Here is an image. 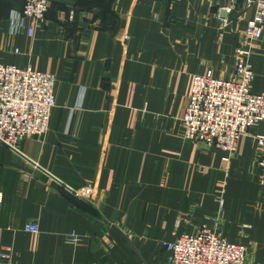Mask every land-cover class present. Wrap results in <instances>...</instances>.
<instances>
[{"label":"crops","instance_id":"obj_1","mask_svg":"<svg viewBox=\"0 0 264 264\" xmlns=\"http://www.w3.org/2000/svg\"><path fill=\"white\" fill-rule=\"evenodd\" d=\"M50 2L31 38L33 20L24 33L12 20L25 0H0V63L56 75L48 133L18 151L0 143V264H166L161 244L202 227L245 245L246 264H264V124L238 139L229 162L182 127L194 77H232L239 47L252 51V93L264 94V38L245 36L254 9ZM32 221L37 236L23 230ZM73 233L78 245L66 240Z\"/></svg>","mask_w":264,"mask_h":264},{"label":"built area","instance_id":"obj_2","mask_svg":"<svg viewBox=\"0 0 264 264\" xmlns=\"http://www.w3.org/2000/svg\"><path fill=\"white\" fill-rule=\"evenodd\" d=\"M238 2L231 0V5L222 8L224 14H231ZM50 3V0H26L23 11L12 15L13 22L19 24L17 28L21 27L18 32L24 33L23 23L31 19L34 26L26 33L32 38L36 27L46 20ZM243 3L254 9L245 36L250 42L261 41L264 38V0H243ZM73 19L74 13H71L70 21ZM223 20L227 21V18ZM15 52L19 53L18 50ZM236 56L232 77L221 79L212 74L194 77L182 117L184 138L226 151V162L230 161L238 139L251 128L264 124V94L251 91L254 80L252 51L248 47H239ZM55 84L56 75L53 73L0 63V143L18 151L25 138L42 137L48 133L56 106ZM258 144L264 147V136L258 137ZM258 166L264 171V155L259 158ZM90 189L86 192L89 193ZM2 202L0 196V205ZM23 230L35 236L40 233L35 221L26 224ZM66 240L74 245L81 241L74 233ZM161 248L167 253L166 264H246L247 258L245 245L230 242L206 227L194 234L182 235L175 241H164ZM2 258H9L8 251L3 252Z\"/></svg>","mask_w":264,"mask_h":264},{"label":"trees","instance_id":"obj_3","mask_svg":"<svg viewBox=\"0 0 264 264\" xmlns=\"http://www.w3.org/2000/svg\"><path fill=\"white\" fill-rule=\"evenodd\" d=\"M25 3H26V0H25ZM25 3H24V6H25ZM24 6H23V9H24ZM23 9H22L21 11H14V12H22ZM49 10H50V8H49ZM48 13H49V11H48ZM48 13H47V15H48ZM46 18H47V16H46ZM85 209L88 210V211H90L89 208H85ZM90 212H91V211H90Z\"/></svg>","mask_w":264,"mask_h":264},{"label":"water","instance_id":"obj_4","mask_svg":"<svg viewBox=\"0 0 264 264\" xmlns=\"http://www.w3.org/2000/svg\"><path fill=\"white\" fill-rule=\"evenodd\" d=\"M223 15V14H222ZM57 182H59L60 184H62L60 181H58V180H56ZM63 185V184H62ZM63 186H65V185H63ZM66 187V186H65ZM68 190H70L71 192H73L74 193V191H72L70 188H68V187H66Z\"/></svg>","mask_w":264,"mask_h":264},{"label":"rangeland","instance_id":"obj_5","mask_svg":"<svg viewBox=\"0 0 264 264\" xmlns=\"http://www.w3.org/2000/svg\"><path fill=\"white\" fill-rule=\"evenodd\" d=\"M222 79V78H221ZM228 79V78H227ZM39 137V136H38Z\"/></svg>","mask_w":264,"mask_h":264}]
</instances>
